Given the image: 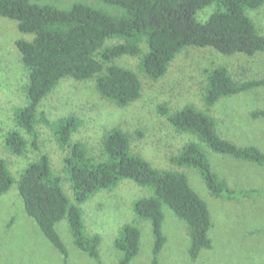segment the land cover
<instances>
[{"label":"trees","instance_id":"obj_1","mask_svg":"<svg viewBox=\"0 0 264 264\" xmlns=\"http://www.w3.org/2000/svg\"><path fill=\"white\" fill-rule=\"evenodd\" d=\"M40 1L0 0V17L16 21L20 32L34 35L32 41L16 42L29 80L24 91L25 105L16 108L14 114L18 129L7 133L5 147L13 156L27 157L30 148L40 150L38 126L50 128L60 148L69 151L64 172L74 200L66 195L64 179L53 171L46 154L30 163L17 182L7 162L0 159V197L17 183L26 213L60 253L68 255L56 225L67 220L76 248L100 261L101 237L87 233L81 206L97 193L113 190L123 180H132L152 190V195L133 205L136 220L151 225V264H159L167 242L163 207L187 224L189 256L193 261L198 259L203 250L212 248V216L208 204L191 187L184 172L154 167L132 151L131 136L119 128L104 136L100 157L91 156L83 142L72 141L83 125L80 118L71 115L51 121L40 106L66 78L94 79L99 95L118 107L136 102L142 96V81L136 72L115 63L124 56H140L141 72L149 80L159 81L177 56L189 48L210 49L226 57L264 53V36L248 14L262 8L264 0H99L116 9V14L83 3L59 9L41 5ZM211 5L216 10L201 22L198 13ZM113 40L119 43L106 45ZM255 90H264V78L238 80L227 66L219 65L206 70V110L194 105L175 111L165 104L158 108L178 133L194 137L172 157V162L179 168L196 169L214 197L234 200L263 193L256 189H233L213 171L206 150L264 168V152L256 146H238L223 138L218 121L209 112L223 99ZM251 116L264 119V109L253 111ZM141 239L138 225L132 223L122 228L114 243L121 253L119 264H131L141 250Z\"/></svg>","mask_w":264,"mask_h":264},{"label":"rangeland","instance_id":"obj_2","mask_svg":"<svg viewBox=\"0 0 264 264\" xmlns=\"http://www.w3.org/2000/svg\"><path fill=\"white\" fill-rule=\"evenodd\" d=\"M75 3L117 13L116 9L99 0L40 1L41 5L59 9H68ZM215 10V5L208 6L197 17L205 22ZM248 14L264 36V6ZM33 39L34 35L18 30L16 21L0 17V159L7 162L17 182L30 163L43 154L48 155L53 171L64 179L66 195L73 201V191L64 172V159L69 151L60 148L50 128L38 126L40 150L30 148L27 157L13 156L5 147L7 133L18 129L14 114L16 108L25 105L24 91L29 80L16 42ZM117 43L107 41L106 45ZM143 47L146 52V46ZM140 60V56H124L115 61L140 77L143 91L136 102L118 107L99 95L94 79L66 78L43 100L40 110L51 121L71 115L80 118L83 125L72 141L83 142L91 156L99 158L104 136L113 128H119L131 136L132 151L154 167L187 175L191 187L208 204L211 212L212 248L203 250L198 259L191 260L187 224L172 210L163 207V233L167 242L159 256V264H264V168L206 148L213 171L225 178L233 189L263 191L261 195L245 199L226 200L212 196L196 169L179 168L172 162V157L194 137L178 133L158 112L159 106L164 104L172 111L186 105L206 110L203 102L206 70L219 65L227 66L238 80L263 79L264 53L254 57H226L210 49L189 48L177 56L167 75L159 81H151L141 72ZM261 109H264V90H255L223 99L209 112L218 121L223 138L238 146H256L264 152V119L251 116L253 111ZM150 195L151 189L132 180H123L115 189L101 191L81 206L87 233L101 237L100 261H97L76 248L67 220L56 225L68 255L60 253L26 213L17 183H14L0 197V264H119L121 253L114 243L122 228L132 223L141 229L142 239L141 250L131 264H151L154 246L151 225L137 221L133 211L136 200Z\"/></svg>","mask_w":264,"mask_h":264}]
</instances>
